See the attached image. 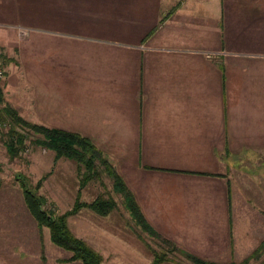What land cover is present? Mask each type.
<instances>
[{
	"label": "crops",
	"instance_id": "0c3cea01",
	"mask_svg": "<svg viewBox=\"0 0 264 264\" xmlns=\"http://www.w3.org/2000/svg\"><path fill=\"white\" fill-rule=\"evenodd\" d=\"M26 3L27 22L0 23L8 79L74 83L72 95L43 86L47 117L39 124L90 137L162 237L179 245V233L187 236L192 226L187 217L216 216L219 224L228 216L230 235L234 210L260 214L251 202L233 205L227 173L247 170L227 156L247 140L263 143L264 61L250 65L236 53L227 57L223 0H141L140 20L123 26L114 25L112 8L92 0ZM67 106L72 126L61 124ZM256 192L239 189L247 201ZM193 209L202 214L191 215ZM254 226L244 231L251 235L247 241L262 235L253 251L264 240V228ZM50 240L24 195L0 189V264L77 262H64L70 254Z\"/></svg>",
	"mask_w": 264,
	"mask_h": 264
},
{
	"label": "rangeland",
	"instance_id": "374dc122",
	"mask_svg": "<svg viewBox=\"0 0 264 264\" xmlns=\"http://www.w3.org/2000/svg\"><path fill=\"white\" fill-rule=\"evenodd\" d=\"M223 1L226 33L222 44L225 45L227 57H233L236 53L237 59L247 61L250 65L262 63L264 61V0ZM92 2L112 8L115 26L134 25L140 20L139 17L137 18L139 13L136 6L141 0H92ZM26 8V0H2L0 2V23L22 25V23L27 22ZM124 16L129 18L124 21ZM0 29H4V27L0 26ZM45 84L54 85L57 90L61 89L67 92L72 90L70 87L74 85L70 82L15 83L8 79L6 72V78L0 82V87L6 102L17 108L27 120L40 123L42 118L44 119L46 116L42 115L41 109V94ZM69 94L72 95L71 92ZM70 104H72V99ZM66 110L65 114L60 115L64 121L61 124L72 126L73 115L72 113L69 114L72 107L67 106ZM49 123L58 124L56 120L55 122L50 120ZM5 131L6 127L0 126L1 190L17 189L23 195L21 184L24 181L30 187H36L41 177L46 175V179L39 189V194L47 198L46 207L58 213L73 208L78 198L81 201L92 202L101 195L111 194L110 196H113L117 201V207L108 215L103 216L89 207H84L78 214L68 218L71 230L77 236L86 239L103 255V264H151L156 250L168 249V245H165L159 238L148 235L134 224L129 212L123 206L122 196L113 192V181L106 173H102L100 178L92 180L81 188V171L75 161L67 158L56 160L54 151L34 145L31 140L28 141V146L20 157L11 159L4 145ZM261 142L263 143L254 145L247 140V143H242L240 151H236L234 154L230 153L227 156L231 165H241L243 169L249 171L241 170L232 174L227 173V183L231 187L233 205L240 207L242 204L239 202H251L255 208H262L258 211L260 214L241 211L239 215V211L234 210L233 224L236 223V226L233 225V232L230 235L227 223L228 216L224 223L218 219L219 224H217L216 216L209 218L187 217V222L191 223L192 226H188L190 230L187 236L179 233L181 235L180 241H177L181 246L178 245L179 248L183 247L200 258L224 263L241 264L252 254L262 235L257 238L251 237L255 239L247 241L246 238L251 235L249 233L244 234V231L250 229L251 222L256 225L254 227L258 225L264 228V208L261 205L264 203V140ZM254 156L257 157V162H237L239 159L248 160ZM244 187H252L257 191L253 193V199L247 201L242 198V196L250 197L247 194L239 193V189ZM170 188L171 183L167 181L165 190L170 192ZM198 196V200H200L201 195ZM190 214L197 216L202 212L193 209ZM207 222L209 225L205 226L204 223ZM46 229L50 234L49 228L46 227ZM53 245L57 249L65 251L67 256L70 254L69 251L54 243ZM172 253L170 254L171 260L163 264H194L180 252ZM263 260L264 256L260 260L252 259L250 264H258ZM74 264L82 263L77 261Z\"/></svg>",
	"mask_w": 264,
	"mask_h": 264
},
{
	"label": "trees",
	"instance_id": "16d2710c",
	"mask_svg": "<svg viewBox=\"0 0 264 264\" xmlns=\"http://www.w3.org/2000/svg\"><path fill=\"white\" fill-rule=\"evenodd\" d=\"M1 58H3L2 54H0ZM0 103L2 104L0 107V126L6 127L4 145L10 158L16 159L20 157L26 150L28 141L31 140L34 145L54 151L56 160L67 158L75 161L81 171V188L92 180L100 178L102 173H106L113 181V192L122 196L123 205L129 212L134 224L141 228L143 232L159 238L165 245H168V249L156 250L151 264H163L171 260L170 254L175 251L187 256L194 264H237L235 262L224 263L200 258L179 248L172 240L163 238L148 222L134 193L116 167L90 137L79 132L48 127L27 120L17 108L6 102L1 88ZM31 133L33 134L32 136L30 135ZM45 179L46 175L42 176L36 187H30L25 181L21 184L27 207L39 226L48 227L52 242L70 252V256L63 259L64 262L79 261L82 264H103V255L86 239L77 236L71 230L68 218L84 207H89L100 215H108L117 207V201L113 196H110L111 194H107V196L101 195L92 202L81 201L78 198L73 208L66 212L58 213L51 208H47V198L39 194V189ZM263 254L264 240L247 260L241 264H250L252 259L260 260ZM258 264H264V260Z\"/></svg>",
	"mask_w": 264,
	"mask_h": 264
},
{
	"label": "built area",
	"instance_id": "2783aa9c",
	"mask_svg": "<svg viewBox=\"0 0 264 264\" xmlns=\"http://www.w3.org/2000/svg\"><path fill=\"white\" fill-rule=\"evenodd\" d=\"M5 78H6V69L3 60L0 59V82L4 81Z\"/></svg>",
	"mask_w": 264,
	"mask_h": 264
}]
</instances>
